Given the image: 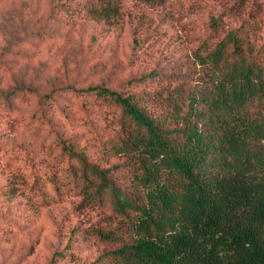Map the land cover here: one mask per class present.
Returning a JSON list of instances; mask_svg holds the SVG:
<instances>
[{
    "label": "trees",
    "instance_id": "obj_1",
    "mask_svg": "<svg viewBox=\"0 0 264 264\" xmlns=\"http://www.w3.org/2000/svg\"><path fill=\"white\" fill-rule=\"evenodd\" d=\"M246 1L234 6L237 27L213 20L189 63L85 89L92 104L70 136L43 146L50 161L5 159L2 194L27 189L36 209L77 198L88 224L78 237L105 247L90 264H264V40ZM120 2L58 0L51 17L110 19Z\"/></svg>",
    "mask_w": 264,
    "mask_h": 264
},
{
    "label": "rangeland",
    "instance_id": "obj_2",
    "mask_svg": "<svg viewBox=\"0 0 264 264\" xmlns=\"http://www.w3.org/2000/svg\"><path fill=\"white\" fill-rule=\"evenodd\" d=\"M237 2L168 0L152 6L121 0L113 18L72 24L63 15L51 17L58 0H0V264H90L98 258L105 247L78 237L88 224L73 211L77 198L36 209L28 202L38 195L27 189L5 196L10 177L2 163L13 150L20 165L50 161L43 146L55 145L58 134L70 136V124L92 104L85 89L117 90L189 63L213 20L222 28L239 25ZM252 2L264 40V0H247L242 11ZM67 248L76 262L69 254L64 258Z\"/></svg>",
    "mask_w": 264,
    "mask_h": 264
}]
</instances>
